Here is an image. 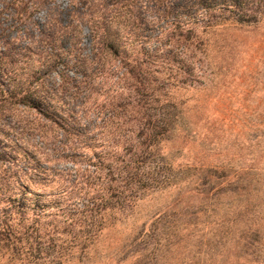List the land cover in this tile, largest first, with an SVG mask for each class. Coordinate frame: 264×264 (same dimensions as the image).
Instances as JSON below:
<instances>
[{
  "label": "rangeland",
  "instance_id": "1",
  "mask_svg": "<svg viewBox=\"0 0 264 264\" xmlns=\"http://www.w3.org/2000/svg\"><path fill=\"white\" fill-rule=\"evenodd\" d=\"M180 4V0H0V27L9 38L20 35L10 46L22 51L16 68L24 87L42 94L43 82L59 84L66 74L81 78L84 70L72 67V60L91 59L88 84L78 88V97H71L77 103L75 111L59 103L68 122H81V137L71 134L70 145H60L66 137L57 134L52 116L32 107L31 120L24 121L28 126L24 141L6 149L18 167L29 170V164L36 173L45 162L56 171L54 178L41 173L24 176L31 203L22 213L28 225L41 229L63 220L60 188L79 181V170L90 157L96 160L103 153L102 142L111 133L101 126L109 114L100 108L107 96L112 98L123 88V98L134 101L135 93H130L140 89L155 104L154 99H163L160 91L168 89L166 98L177 105L172 111L182 112L157 155L164 164L158 185L115 216L91 249L78 251L64 264H264V23L240 30L228 23L204 34V43L188 50L196 54V68L184 73L181 57L174 60L173 55L181 56L186 48L172 45L186 32L174 28L180 18L173 7ZM93 30L115 40V49L95 56ZM45 35L56 40L60 52L51 64L46 53L41 56ZM133 71L138 80L132 78ZM35 98L25 101L31 105ZM58 98L66 97L59 91ZM14 100L20 102L21 97ZM128 109V116L134 114ZM100 131L104 133L98 135ZM123 141L121 137L117 146L113 143L111 151L122 152ZM209 166L217 167L219 175L231 176L253 166L257 169L253 182L263 187L250 194V201L238 193L236 184L211 198L200 184ZM249 225L260 232L259 249L237 246L239 234Z\"/></svg>",
  "mask_w": 264,
  "mask_h": 264
},
{
  "label": "trees",
  "instance_id": "2",
  "mask_svg": "<svg viewBox=\"0 0 264 264\" xmlns=\"http://www.w3.org/2000/svg\"><path fill=\"white\" fill-rule=\"evenodd\" d=\"M180 1L179 6L173 7L180 18L174 28L183 27L186 32L174 39L172 45L186 48V52L183 50L181 56L173 55L174 60L181 57V63L186 68L183 70L184 73L196 68L198 61L196 54L194 51L188 53V50L190 48L193 50L195 45L203 44L204 34L214 32L228 23L231 26L235 25L239 30L246 27L257 28L264 23V0ZM104 32L107 33L106 29ZM104 32L101 36L94 30L91 32L95 56L104 49L113 51L116 47V41ZM23 36L21 35V38ZM17 37L20 35L16 34L9 38L5 28L0 27V260L7 264L17 262L64 264L69 256L73 258L78 251L83 253L91 249L107 225L116 219L115 216L132 208L140 200L142 193L154 187L157 179H162L164 164L158 160L157 155L169 140V134L178 126L182 112L177 109L175 112L172 111L177 105L166 98L168 89L166 92L160 91L158 95L163 99L162 101L160 98L154 99L155 104H151L146 93L140 89L131 91V95L135 93L134 101L123 98V88L116 90L119 93L116 96L112 98L107 96L100 108L109 110V114L103 118L101 126L105 128L104 131L111 133L105 135L102 142L105 145L101 151L103 153L98 155L96 160L90 157V163L79 170L82 171L78 176L79 181L70 186L64 184L60 188L63 198L61 202L65 205L60 208L63 220L56 224L46 226L43 224L41 229L35 224L28 225L22 213L24 205L28 206L31 203L27 202L28 185L24 176L32 177L35 173L34 168L29 164L27 165L29 170L18 167V163H15L14 157L7 154L6 149L24 141L28 134V126L24 121L31 120L28 113L32 107H35L39 114L42 112L46 116H52V125L59 127L57 134L66 137L60 141V145H70L67 139L71 134L81 137V122L74 120V125L68 122L60 111L59 103L62 102L63 106L67 105L75 111L77 103H72L71 97H78L80 94L78 88L83 87L84 83L88 84L87 77L90 74H86V69L90 66L87 62L91 59L86 56L82 60L80 58L72 60L74 64L72 67L76 65L77 68L84 70L81 78L66 74L61 83H56L57 86L55 83L48 85L43 82L42 94H39L38 90L24 87V82L20 78L22 74L17 71L22 51L10 46L11 40ZM41 45V56L46 53L50 64L55 62L60 56L56 40L50 35H45L41 39ZM95 59L96 57L92 62ZM96 70L95 67L93 72H97ZM73 71L77 73L76 70ZM141 71L139 70V73ZM133 72L132 78H139L136 71ZM143 85L144 89H148L145 83ZM59 91L66 97L65 100H61L62 97L58 98ZM32 96L37 98L29 105L25 100ZM19 97L20 102L14 100ZM128 108L132 109L131 113L134 114L128 116ZM9 117L15 119V123L8 120ZM36 118L32 121L34 122ZM76 124H79V128H76ZM103 133L100 131L98 135ZM254 136L258 137L256 134ZM121 137H124V150L113 153L111 146L113 143L117 146ZM255 170L257 169L252 166L240 170L233 176L219 175L217 167L209 166L204 174V181L200 183L201 188L212 198L231 184H236L239 187L238 193L247 196V201H250V194L258 192L259 188L264 186L253 182L252 174ZM40 173L44 174L45 178L56 176V171L45 162L37 168L35 174ZM67 174H71V171ZM88 183L94 185L90 186ZM207 186L208 188H205ZM78 200L82 201V204L77 203ZM259 235L260 232L249 225L239 234L237 246L242 243L246 247L248 245L259 249L260 239L257 241Z\"/></svg>",
  "mask_w": 264,
  "mask_h": 264
}]
</instances>
